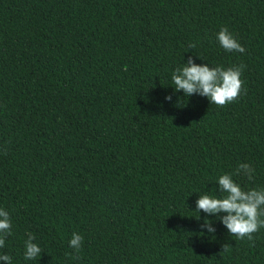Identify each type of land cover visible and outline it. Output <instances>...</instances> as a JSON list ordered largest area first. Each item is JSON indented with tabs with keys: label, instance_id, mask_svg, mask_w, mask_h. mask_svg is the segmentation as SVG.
I'll return each mask as SVG.
<instances>
[{
	"label": "trees",
	"instance_id": "1",
	"mask_svg": "<svg viewBox=\"0 0 264 264\" xmlns=\"http://www.w3.org/2000/svg\"><path fill=\"white\" fill-rule=\"evenodd\" d=\"M222 27L245 52L220 45ZM190 56L246 65L239 97L219 107L175 91ZM223 174L264 189V0H0L11 264H264V227L241 240L196 211L200 195H224ZM29 233L40 258L24 257Z\"/></svg>",
	"mask_w": 264,
	"mask_h": 264
},
{
	"label": "clouds",
	"instance_id": "2",
	"mask_svg": "<svg viewBox=\"0 0 264 264\" xmlns=\"http://www.w3.org/2000/svg\"><path fill=\"white\" fill-rule=\"evenodd\" d=\"M217 40L226 51L245 52V48L236 40L227 27H222L217 33ZM192 49L195 44L190 46ZM246 65L229 67H210L208 64H196L190 56L182 68H177L172 73V82L175 91H183L184 96L190 97L199 94L207 97L211 104L219 107L236 100L243 87L242 71ZM171 101L172 96L165 98ZM255 169L247 163H241L236 169V174L246 175L253 179ZM220 193L223 196L200 195L196 201V211L201 210L208 215H216L225 225L228 232L238 239L253 240V234L264 227V189L243 190L234 182L231 174H223L218 178ZM220 213H225L220 216ZM206 228L209 234L215 232L211 221L205 220L201 229ZM12 221L8 211L0 208V248L5 246V239L11 235ZM32 233L27 235L24 257L26 260L40 258L42 249L33 242ZM83 237L73 233L69 246L77 253L82 245ZM227 247L226 245L224 246ZM67 255H72L68 253ZM0 260L11 264V257L7 254L0 255Z\"/></svg>",
	"mask_w": 264,
	"mask_h": 264
}]
</instances>
